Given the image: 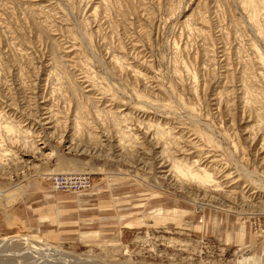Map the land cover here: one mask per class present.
Listing matches in <instances>:
<instances>
[{
  "label": "rangeland",
  "instance_id": "obj_1",
  "mask_svg": "<svg viewBox=\"0 0 264 264\" xmlns=\"http://www.w3.org/2000/svg\"><path fill=\"white\" fill-rule=\"evenodd\" d=\"M0 122V264H264V0H0Z\"/></svg>",
  "mask_w": 264,
  "mask_h": 264
},
{
  "label": "bare ground",
  "instance_id": "obj_2",
  "mask_svg": "<svg viewBox=\"0 0 264 264\" xmlns=\"http://www.w3.org/2000/svg\"><path fill=\"white\" fill-rule=\"evenodd\" d=\"M3 115V114H2ZM1 123V122H0ZM142 123V122H141ZM7 126V128L10 130V129H13V126L11 125H5ZM157 126V125H156ZM1 127V126H0ZM131 128V127H130ZM154 128V127H153ZM155 129V128H154ZM158 129V128H157ZM160 129V127H159ZM11 131V130H10ZM14 131V130H12ZM159 135L162 133V132H157ZM163 133L164 130H163ZM157 134V135H158ZM130 135V134H129ZM158 135V136H159ZM169 137V136H168ZM123 138V137H122ZM156 138V137H155ZM124 140V139H123ZM122 140V141H123ZM122 144V143H121ZM123 145V144H122ZM163 150V149H162ZM162 153V152H161ZM172 161V160H171ZM195 163V164H194ZM194 163H187L186 161H178V160H174L172 161V164H171V170H173V172H175V174H177L176 176H179L181 177V179H183L182 181L184 182L185 180L186 181H189V182H192L191 180L194 181L195 184H197L199 187H201L203 190H204V193L207 194L208 191L213 188L214 186L215 187H219L218 186V182L216 181V179L214 178V175L209 171V169L205 168V167H202V166H196V163L197 162H194ZM169 170V171H171ZM168 172V171H167ZM166 172V173H167ZM169 173V172H168ZM170 175V174H169ZM165 176V175H164ZM228 176V175H227ZM171 178V177H170ZM179 179V178H178ZM180 179V180H181ZM178 181V180H177ZM212 185V186H211ZM222 186V185H221ZM220 186V187H221ZM216 189V188H215ZM200 190V189H199ZM212 190V189H211ZM218 191V189L216 190ZM232 191V190H231ZM204 194V195H205ZM211 195V194H210ZM209 195V196H210ZM213 196V195H212ZM205 197V196H204ZM259 199V198H258ZM9 239L5 238V239H2L0 241V247L2 245H6V241H8ZM55 251H58L57 249ZM5 253V252H4ZM26 253V252H25ZM17 254V253H16ZM53 254V253H52ZM15 255V254H14ZM13 256V255H12ZM9 257V256H8ZM37 264V263H36Z\"/></svg>",
  "mask_w": 264,
  "mask_h": 264
},
{
  "label": "built area",
  "instance_id": "obj_3",
  "mask_svg": "<svg viewBox=\"0 0 264 264\" xmlns=\"http://www.w3.org/2000/svg\"><path fill=\"white\" fill-rule=\"evenodd\" d=\"M51 183L57 190H69L78 184L91 185L90 178L86 176H74V174H57L51 176Z\"/></svg>",
  "mask_w": 264,
  "mask_h": 264
}]
</instances>
